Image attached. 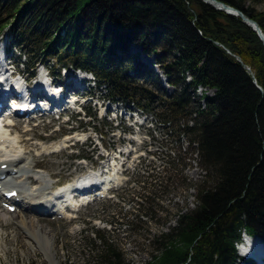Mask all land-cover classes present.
Instances as JSON below:
<instances>
[{"label": "trees", "instance_id": "16d2710c", "mask_svg": "<svg viewBox=\"0 0 264 264\" xmlns=\"http://www.w3.org/2000/svg\"><path fill=\"white\" fill-rule=\"evenodd\" d=\"M216 1L264 34V0ZM3 36L26 74L40 64L56 78L63 69L91 74L102 97L150 114L195 144L206 172L195 207L154 236L142 264H244L234 247L241 231L264 242V45L239 17L201 0H0ZM134 46L159 56L171 94L129 57ZM198 86L214 95L189 126ZM101 249L95 264H132L118 247L104 242Z\"/></svg>", "mask_w": 264, "mask_h": 264}, {"label": "rangeland", "instance_id": "374dc122", "mask_svg": "<svg viewBox=\"0 0 264 264\" xmlns=\"http://www.w3.org/2000/svg\"><path fill=\"white\" fill-rule=\"evenodd\" d=\"M251 1L248 0L247 4L249 5ZM257 8L260 9L262 6L258 5ZM5 40V36L0 39V48L6 45ZM9 54L15 64V53ZM128 55L160 75L155 64L159 56H146L139 47L129 48ZM42 67L37 66L36 74ZM13 68L27 76L23 65L15 64ZM43 72L46 73L44 68ZM71 74L77 75L62 71L57 81L66 83L69 78L67 79L65 75L69 77ZM140 84L149 83L143 79ZM161 84L166 94L172 92L162 81ZM93 85V83H90L89 87L80 85L81 88L77 91L79 95L88 94L80 99V104L86 105V108L89 107L87 102L90 100V95L96 99L103 94L102 92L98 95V90L92 89ZM209 90L203 89L206 96L213 95ZM200 95L201 93L197 91L195 98ZM91 112L97 113L94 120L83 119L82 115L75 117L72 111L59 120L56 116L51 117V120L42 117L38 127L31 131H28L33 127L31 122L15 118L12 120L20 123L10 130L23 141V153L28 157L29 165L35 166V169L42 173L49 174L51 181L55 182L72 180L85 172L76 166L73 158L80 155L95 161L96 152L99 151L96 139L104 147H111L115 151L129 141H133L132 139L137 142L135 145L137 150L149 142L152 144V153H147L145 158L126 163L122 170L125 168L127 170L122 176L119 175L122 185L117 191L116 198L100 199L81 208L76 220L70 222L69 216L58 219L55 215L47 214L31 213L28 216L35 217V220L38 218L43 220L40 224L45 229L49 242L52 244L54 241V252L59 264H95V257L102 250L104 242L118 247L132 264H142L149 258L154 236L168 232L169 228L174 227L178 213H184L195 207L196 186L204 180L206 172L197 164L195 144L189 145V136L178 134L172 126L166 127L159 122H151V116L146 115L145 125L138 127L133 125L132 119L128 120V115L124 114L126 112H121L118 113L121 123L117 128L119 122L110 121L114 117L113 112L108 113L103 119L105 110L103 108L100 110L98 106H94V103L91 105ZM67 118H70L68 123H66ZM143 119L141 116L137 120ZM120 126L126 128L128 132L127 130L124 132ZM76 129L78 133L84 132L90 136L89 140L85 144H76L72 151L66 149L53 153L51 146L64 136L72 135V131ZM99 153L104 154L102 151ZM87 163L86 168L90 167V162ZM30 174H32L31 170ZM144 191L148 193L145 194L146 199L137 195ZM4 214L9 222L4 224V230L0 233V263L49 264L42 253L35 252L28 246L24 233L15 230L14 221H10L21 215L20 209L16 214L6 212ZM117 222H122V225L118 226L115 224ZM97 232L104 236V240L98 238Z\"/></svg>", "mask_w": 264, "mask_h": 264}, {"label": "bare ground", "instance_id": "6f19581e", "mask_svg": "<svg viewBox=\"0 0 264 264\" xmlns=\"http://www.w3.org/2000/svg\"><path fill=\"white\" fill-rule=\"evenodd\" d=\"M68 78L69 77H67V79ZM74 78L70 77L66 81L67 85L71 86L72 88H79V80H74ZM190 79V75L186 73V80L189 81ZM35 88L37 92L41 91V89L37 87ZM203 89L205 91L209 88L198 86L193 93L194 100L199 101L198 103L195 102L196 108L195 113L193 114L194 118L198 115L199 111L205 109L204 97H210L204 94L205 92H203ZM197 91H199L201 95L196 99L195 94ZM209 91L214 93V91L211 89ZM14 122L15 121L13 120H9L6 122L5 128L0 127V185L2 187L0 190V195L2 196L4 192H10L13 190L18 191L20 201L16 208L20 209L21 215L10 220L11 222L14 221L15 230L22 231L28 246L33 251L42 253L46 260L49 261V264H59L56 259V253L54 252V241L52 244L49 242V239L46 237L45 229L40 224V222H43V220L40 218L35 220V217L28 216V214L35 213L57 216L60 214L58 210L63 211L67 201H70L71 196L69 194V190L75 188L76 186H81L85 180L73 179L68 181L69 184L65 187L51 191L52 186L56 182L51 181L52 178L49 174L42 173L40 170H36V172L30 174V170L36 167H31L29 165L28 157L24 155V150L22 147L23 141L19 139L17 134L11 133L10 128L17 126L20 123ZM87 137L88 135L84 132H77L72 135H67L59 142L53 144L51 149L53 151H57V148L60 145L65 146L67 145L66 143L72 141L73 139L82 141ZM2 165H6L5 170L1 169ZM85 179L87 180L86 185L102 184L103 191L120 181L119 176L115 174L114 171L112 173L105 174L103 177L91 174ZM92 196V194H89L85 197H82V201L86 202L88 199H91ZM52 201L56 203L57 208H54ZM2 203L3 199H0V233H2L4 230V224L9 222V219L4 214ZM71 203L76 205L79 204L78 202ZM13 213L16 214V210ZM250 246V249H252L251 252L253 254H257L258 240L252 239Z\"/></svg>", "mask_w": 264, "mask_h": 264}, {"label": "water", "instance_id": "95a60500", "mask_svg": "<svg viewBox=\"0 0 264 264\" xmlns=\"http://www.w3.org/2000/svg\"><path fill=\"white\" fill-rule=\"evenodd\" d=\"M201 1L205 4L212 6L213 8H215L218 11L224 12L227 15L239 17L243 23H245L247 26H249L257 34L258 38L260 39V41L264 45V34L262 33L258 24L254 20H252L248 16H246L244 13H242L241 11H239V10H237L231 6H228L224 3L216 1V0H201Z\"/></svg>", "mask_w": 264, "mask_h": 264}, {"label": "clouds", "instance_id": "9594fccd", "mask_svg": "<svg viewBox=\"0 0 264 264\" xmlns=\"http://www.w3.org/2000/svg\"><path fill=\"white\" fill-rule=\"evenodd\" d=\"M241 240L234 244L236 252L240 256H245L249 251V246L252 242V237L247 233V231H241Z\"/></svg>", "mask_w": 264, "mask_h": 264}]
</instances>
